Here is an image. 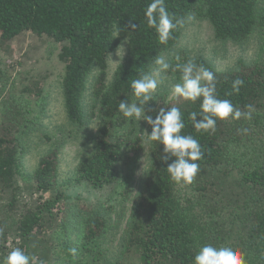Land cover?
<instances>
[{
	"label": "trees",
	"instance_id": "1",
	"mask_svg": "<svg viewBox=\"0 0 264 264\" xmlns=\"http://www.w3.org/2000/svg\"><path fill=\"white\" fill-rule=\"evenodd\" d=\"M258 1L165 0V6L177 18L192 14L208 20L217 41L241 44L262 25ZM150 2L0 0V43L7 45L30 34L60 46L66 118L90 133L91 151L74 170L77 183L95 188L116 183L124 153L140 151L144 142L141 131H151L145 123L138 132L136 123L119 111V102H131L132 80L153 72L154 58L174 49L186 24L174 30L167 44H160L155 30L147 26L145 11ZM132 24L137 25L135 30ZM122 41L127 46L126 58L108 79V58ZM195 63L214 73L218 99L230 100L242 112L252 105L251 118L217 120L216 131L204 133L189 119L192 112L201 118V100L193 103L177 96L169 100L163 93L150 103L147 114L153 118L152 109L179 108L185 123L182 134L197 139L205 154L198 161L200 171L193 184L184 186L171 180L168 164L160 159L163 145L148 143L144 179L112 261L105 260L106 252L101 249L112 230L105 210L75 204L61 189L59 144H53L39 159L27 178L33 185L31 196L22 199L19 134L24 114L16 102L4 101L0 118V261L20 248L35 258V264H49L51 259L57 264H91L98 259L106 264H128L133 257L139 264H193L200 247L228 242L244 253L246 264H264V64L239 62L235 69L219 71L202 57ZM175 66L169 71L177 84L181 73ZM93 73V102L86 105ZM236 79L244 81L239 93L232 88ZM55 223L62 239L57 251L50 241L44 243ZM34 242H43L49 250L42 251L40 243Z\"/></svg>",
	"mask_w": 264,
	"mask_h": 264
},
{
	"label": "rangeland",
	"instance_id": "2",
	"mask_svg": "<svg viewBox=\"0 0 264 264\" xmlns=\"http://www.w3.org/2000/svg\"><path fill=\"white\" fill-rule=\"evenodd\" d=\"M259 13L263 16L260 27L244 43L234 44L219 42L214 37L213 29L205 18L195 17L186 23L180 41L170 52L163 54L173 68L178 62L196 61L202 57L219 71L235 69L239 62L246 64L258 62L264 64V0L258 1ZM60 46L49 38H38L25 34L10 44L0 43V118H2L4 101H14L23 109L24 121L21 129L20 145L21 176L18 178L19 194L22 199L31 196L33 185L27 178L35 171L39 159L48 152L53 144H59V183L68 200L79 205L105 210V217L112 227L107 234L106 242L101 249L106 252V261L115 257L116 247L126 225L132 203L144 179L148 163V142H144L140 151H126L119 166V179L116 183L102 187H92L86 182L77 183L74 170L91 151L88 133L83 128L71 125L63 109L61 81L64 66L58 55ZM127 55L126 42L122 41L119 48L108 58V79L116 67ZM95 73L91 75L85 96V104H92L91 87ZM160 86L155 98L167 94L169 100L173 95V76L168 70L161 73ZM154 98V99H155ZM135 97L131 99V102ZM152 102V101H151ZM147 109L150 107V103ZM137 131L145 124L136 122ZM139 129V130H138ZM96 126L92 127V133ZM233 178L235 177L232 174ZM57 223L53 224L52 232L47 235L48 241L57 251L62 242ZM61 239V240H60ZM40 242H34V244ZM40 243L42 251L48 247ZM105 260H95L91 264H106ZM52 259L49 264H57ZM128 264H139L136 257Z\"/></svg>",
	"mask_w": 264,
	"mask_h": 264
},
{
	"label": "clouds",
	"instance_id": "3",
	"mask_svg": "<svg viewBox=\"0 0 264 264\" xmlns=\"http://www.w3.org/2000/svg\"><path fill=\"white\" fill-rule=\"evenodd\" d=\"M145 17L147 26L155 30L160 44H167L174 30L195 19L192 14L180 18L170 14L165 6V0H151L146 7ZM131 28L135 30L137 25L132 24ZM154 64L155 68L151 74H144L132 80L131 88L135 100L133 102L121 100L119 111L128 120L144 121L150 126V133L146 130L141 131V135L146 136L145 142L163 145V155L160 159L168 164L167 172L171 180L176 184L189 186L193 184L200 171L198 161L204 158L205 153L197 139L182 134L185 123L179 108H160L158 111L152 109L155 118L147 114V106L149 102L154 101L161 83L158 77L171 67L164 56L160 55L154 58ZM175 69L181 73V82L173 86V95L193 103L201 100V118L197 119L196 112L189 116L198 132H215L217 120L251 118L252 105L246 106L249 111L242 112L230 100L217 98L215 75L203 65H197L189 60L183 64L178 63ZM243 84L244 81L241 79L234 80L233 91L239 93ZM169 159H172L171 163H168ZM75 251L72 249L73 254ZM0 264H35V258L27 255L22 249L15 248L0 261ZM193 264H246V262L244 253L239 248L224 242L218 246L207 244L200 247L194 256Z\"/></svg>",
	"mask_w": 264,
	"mask_h": 264
}]
</instances>
